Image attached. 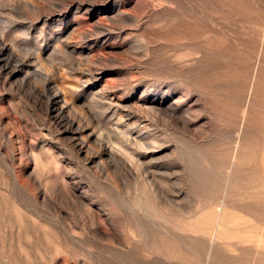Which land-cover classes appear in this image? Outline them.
Returning a JSON list of instances; mask_svg holds the SVG:
<instances>
[{
	"label": "rangeland",
	"instance_id": "374dc122",
	"mask_svg": "<svg viewBox=\"0 0 264 264\" xmlns=\"http://www.w3.org/2000/svg\"><path fill=\"white\" fill-rule=\"evenodd\" d=\"M0 264H264V0H0Z\"/></svg>",
	"mask_w": 264,
	"mask_h": 264
}]
</instances>
